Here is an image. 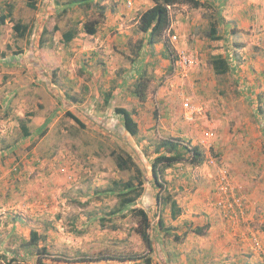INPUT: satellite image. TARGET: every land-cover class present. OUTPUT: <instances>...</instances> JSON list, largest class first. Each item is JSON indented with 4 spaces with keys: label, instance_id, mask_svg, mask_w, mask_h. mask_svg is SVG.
Wrapping results in <instances>:
<instances>
[{
    "label": "rangeland",
    "instance_id": "rangeland-1",
    "mask_svg": "<svg viewBox=\"0 0 264 264\" xmlns=\"http://www.w3.org/2000/svg\"><path fill=\"white\" fill-rule=\"evenodd\" d=\"M101 1L91 0L83 7L68 6L71 0H38L37 7L30 9L24 0H0V12L8 4L12 11L0 28V264H40L39 260L42 264H145L148 247L135 230L137 216L128 209L113 212L118 198L110 192L112 182L127 180L133 171L118 169L111 151L128 152L142 170L144 192L134 206L142 207L155 221L157 216L166 220L170 208L157 202L160 188H149L151 159L160 141L185 137L186 127L206 130L208 137L202 136L201 145L205 165L199 168L183 160L177 167L196 181L213 179V186L218 170H225L242 194H253L255 203L260 199L255 209L264 212V77L244 71L250 56L264 58V37L242 42L245 48L238 50L240 35L232 40L234 36L224 32L223 17L209 0H201L198 8L172 6L170 24L177 27L164 31L163 44L164 40L181 44L176 51L196 61L185 75L173 66L175 51H168V60L159 58L154 49H150L153 57L142 52L137 61L148 56L142 62L150 77L146 98L155 104L152 117H147L152 123L148 132L131 136L114 114V107L122 104L112 106L111 99L104 103L108 90L102 83L104 75L94 74L89 65L85 68L80 53L63 52V32L79 30L81 20L103 19ZM18 21L27 24L23 36L12 28ZM211 21L222 39L206 36ZM216 54L227 58L228 72L214 73L210 58ZM126 57L124 62L131 65V56ZM160 88L163 96L155 98ZM184 102L189 107L184 108ZM29 110L30 117L25 113ZM141 123L143 127L145 119ZM192 140L189 145L199 144L196 137ZM206 154L216 157V166L209 165ZM23 213L28 215L26 221ZM16 214L26 222L21 230L11 228L18 220ZM256 227L264 229V223ZM30 230L39 236L34 245L28 241ZM158 244L155 240L154 253L159 257ZM119 254L142 258H99Z\"/></svg>",
    "mask_w": 264,
    "mask_h": 264
},
{
    "label": "crops",
    "instance_id": "crops-1",
    "mask_svg": "<svg viewBox=\"0 0 264 264\" xmlns=\"http://www.w3.org/2000/svg\"><path fill=\"white\" fill-rule=\"evenodd\" d=\"M209 2L216 6L215 8L224 18H222L224 32L229 37L234 36L235 39L232 40H236V36L240 35L241 43H237V47H235L238 50H244L245 45L242 42L257 41L264 37V0H209ZM98 4L102 6L103 19L99 20L96 32L94 34L86 33L82 25L87 19L81 20L79 22L81 23L80 29H73L75 35L63 46V52H73L74 55L80 53V56L84 58L82 62L85 63V68L89 65L94 68V74L101 75L100 77L104 75V82L102 83L104 87H108L107 91L111 92L110 103H113L112 106L120 102L122 107H127L132 112V116L135 117L139 131L148 132L152 123H150L151 119L147 120V117H152L151 107L155 103H152L149 98L140 102L131 91L132 82L143 71L142 61L148 56L143 58L141 62L137 59L142 58L141 54L144 51H148L149 56L153 57L150 49L159 51V58L163 60H168L170 57L163 41L149 44L146 42L147 34L137 30L140 14L152 6L153 0H132L130 4H127V0H102ZM72 5L82 4L70 2L68 6ZM83 7L86 6L83 5ZM8 20L9 18L5 22ZM22 22H24L23 19H21ZM177 23L179 24V22ZM176 27L173 24L169 25L170 30L173 28L176 31ZM251 32H253L252 36ZM133 45L134 49L132 48ZM137 45L139 49L136 48ZM180 45L175 42L171 44L172 49L177 51L181 50ZM122 54L130 55L131 59L137 57L134 58L136 59L135 63L131 62L132 67L124 62V58L127 59L126 56L128 55ZM165 54L166 56H164ZM155 58L158 57L155 56ZM250 58L244 66L246 68L244 71L251 76L254 73V76L261 79L264 77V58L258 56L254 57L255 60L252 56ZM252 60L255 65L252 64ZM121 65L129 68L127 70L122 68V70ZM32 68L28 69L31 79L34 73ZM24 73L26 74L27 71ZM36 74L38 73L36 72ZM26 78L29 80L28 76ZM262 80L264 79L262 78ZM20 82L21 79L18 83L19 86H21ZM156 94L155 98H161L163 89L160 88ZM17 98L20 99L21 95H18ZM171 105L177 106L176 101ZM114 114L118 116L117 113L114 112ZM143 119H145V123L142 127L141 121ZM185 129V137L180 139L183 142H193L192 137H196L201 146L203 145L202 138L208 137L206 130L200 127L194 126L192 129L186 127ZM164 149L166 151L167 148ZM209 155L206 154V157ZM178 165L179 163H175L172 167L167 168L164 179L167 189L180 206L181 213L175 218H171L169 209L165 212L167 219L164 220L161 217V224L160 216H157L155 221L147 212L150 219L151 248L148 249L150 264H264V258L252 250L250 243L251 234L264 242V229L256 227L258 222L264 223V212H258V209H255L260 199H257L255 203L253 194L252 196L243 194L247 209L244 221L242 224L239 221H231L215 209L216 194L213 179L203 178L196 181L190 175L183 173V169L177 167ZM203 165H205V161L201 166H194L200 168ZM149 185V188H153V190L157 188L154 180L150 181ZM21 215V218L26 221V214ZM15 216L14 219L18 220L11 223V228L23 229L26 222L21 220L18 214ZM196 228L200 229L199 233L195 232ZM175 235H179V239L174 238ZM155 240L156 243H159V257L154 253Z\"/></svg>",
    "mask_w": 264,
    "mask_h": 264
},
{
    "label": "trees",
    "instance_id": "trees-1",
    "mask_svg": "<svg viewBox=\"0 0 264 264\" xmlns=\"http://www.w3.org/2000/svg\"><path fill=\"white\" fill-rule=\"evenodd\" d=\"M37 1L38 0H24L25 5L30 9H35L37 7ZM89 1L91 0H71V3H78L88 7ZM176 4H188L194 8H198L202 6L203 2L201 0H153L152 6H150L140 14L137 22V30L139 32L147 34V43L153 44L161 42L163 40V33L170 25V15L168 13V7H172ZM63 10L65 11V9ZM11 14L12 11L10 9V4H8L6 12L0 13V25L4 24L7 18H11ZM99 15H103L102 9L100 10ZM98 23L99 18L87 19L83 23L82 27L86 33L94 34L97 30ZM215 23V21L210 22L209 30L206 32V36L210 40L216 41L222 39V35L218 33ZM12 28L14 31L18 32L19 36H23L27 29V24H21L18 21L13 25ZM57 28L58 27L54 26L53 30H57ZM43 31L45 32V30ZM42 34L44 33L42 32ZM74 35L75 31L73 29H69L62 33V40L64 42H69L74 37ZM164 42L167 50L173 52L171 44L167 40H164ZM136 48L139 49V46L137 45ZM134 58L131 59V61L133 60V63L136 62V59ZM210 63L215 74H224L230 70L227 58L220 54L213 55L210 58ZM149 82L150 77L146 75L145 71H142L131 86L132 94L140 102H144V100L146 99ZM109 99H111V92L106 91L104 96L105 105H108ZM114 111L120 116L125 130L131 136H136L139 132V128L137 121L132 116V112L126 107L122 106L114 107ZM30 114L31 113L29 111L26 113V116H29ZM67 114H69V116L75 122L83 126V123H81L80 119L77 116L73 115L70 112H68ZM20 124L23 135H29L28 128L24 124V121H22ZM165 147L167 148L166 151L164 149ZM155 152H157L156 155L151 159V175L156 186H158L162 192L156 195V199L161 207H164L166 205L169 206L171 218H175L181 213V208L178 205L177 201L174 199L172 193L167 189L165 185L166 181L164 179V173L167 168L172 167L175 163H179L183 160L187 161L191 165H200L204 162L205 153L203 148L199 144L189 145L188 142H183L176 137H171L160 141L159 145H157L155 148ZM111 155L113 156L114 163L118 169L133 171V174L127 180H114L112 182L114 187H111L110 192H112L118 198L117 207L113 212H122L124 209H128L129 211H131L133 216H137L138 224L135 230L140 235L143 242L146 243L148 249H150V219L148 217L147 211H145L142 207L134 206L135 202L141 197L144 192L142 170L136 164L132 156L122 149H119L118 151L112 150ZM160 222L162 224L161 217ZM195 232L199 233L200 229L196 228ZM174 238L179 239V235H175ZM38 239V234L35 231L30 230L28 237L29 243L34 245ZM99 258L128 261L140 259L142 258V256L119 254L116 256H102ZM144 260L145 264H150L149 257L144 258ZM38 262L42 264L40 260Z\"/></svg>",
    "mask_w": 264,
    "mask_h": 264
},
{
    "label": "built area",
    "instance_id": "built-area-1",
    "mask_svg": "<svg viewBox=\"0 0 264 264\" xmlns=\"http://www.w3.org/2000/svg\"><path fill=\"white\" fill-rule=\"evenodd\" d=\"M131 1L132 0H127V4H130ZM32 38H34V34L32 35ZM172 39H176V36L173 35ZM195 61L196 60L191 55L180 51L176 53L172 63L175 68L177 67L186 75L188 70L194 65ZM182 105L184 108L189 107L187 102H184ZM209 146L210 144L207 145V148ZM207 160L209 165H217V159L215 156L209 155ZM214 192L216 194L214 205L220 213L225 218L231 221H239L242 224L247 210L244 200L245 198L239 191L235 182L230 178L229 174L223 169L218 170L217 178L214 184ZM250 243L252 250L264 258V242H262L254 234H251Z\"/></svg>",
    "mask_w": 264,
    "mask_h": 264
},
{
    "label": "clouds",
    "instance_id": "clouds-1",
    "mask_svg": "<svg viewBox=\"0 0 264 264\" xmlns=\"http://www.w3.org/2000/svg\"><path fill=\"white\" fill-rule=\"evenodd\" d=\"M170 8H171V7L168 8L169 11H170ZM169 11H168V13H169ZM169 15H170V13H169ZM167 30H170V28H167L165 31L167 32ZM173 51H175V52L177 53L176 50H173ZM175 55H176V54H175ZM174 57H175V56H174ZM174 57H172V60L174 59ZM12 170L16 171V170H17L16 166H13V169H12Z\"/></svg>",
    "mask_w": 264,
    "mask_h": 264
}]
</instances>
